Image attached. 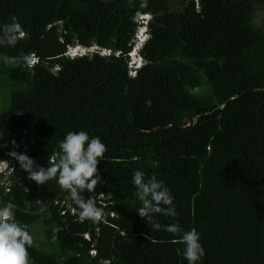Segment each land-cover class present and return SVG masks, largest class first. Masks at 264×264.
<instances>
[{
  "label": "trees",
  "instance_id": "16d2710c",
  "mask_svg": "<svg viewBox=\"0 0 264 264\" xmlns=\"http://www.w3.org/2000/svg\"><path fill=\"white\" fill-rule=\"evenodd\" d=\"M260 1L148 0L141 9L140 0H0V25L15 17L24 33L0 46V82L12 87L0 113V160L25 152L47 167L69 131L99 137L107 149L97 165L104 183L83 193L107 205L102 223L79 222L55 179L37 185L15 159L9 190L0 175V208L9 205L33 237L28 264H187L176 238L151 231L135 211L136 169L174 197L177 215L157 222L200 233V264H264ZM139 12L152 13L151 35L131 76ZM75 40L113 53L63 56ZM31 53L40 59L29 67ZM39 222L53 252L38 247Z\"/></svg>",
  "mask_w": 264,
  "mask_h": 264
},
{
  "label": "clouds",
  "instance_id": "9594fccd",
  "mask_svg": "<svg viewBox=\"0 0 264 264\" xmlns=\"http://www.w3.org/2000/svg\"><path fill=\"white\" fill-rule=\"evenodd\" d=\"M141 9L148 7V0H140ZM151 12H139L136 15L137 27L131 40L129 57V74L135 76L145 63L141 50L147 43L151 33ZM24 35L22 25L15 17L10 23L0 25V46H14ZM94 53L111 55L113 50L98 43L85 45L78 40L66 44L63 56L77 58L91 56ZM119 53V52H118ZM117 53V54H118ZM39 56L31 53L25 57L29 67L39 63ZM10 61L5 58V63ZM57 69V68H55ZM12 145L18 147L13 140ZM7 147L0 143V148ZM58 156L49 162V166H37L35 160L25 152L10 151L8 155L13 157L19 168L27 173V178L37 185L55 179L61 190L66 191L69 199L75 205L73 209L79 222L89 220L94 224L106 222V204L100 206L89 196L85 199L83 193H94L98 183L104 181L98 174L97 165L104 160L106 145L99 137H90L86 131H69L58 145ZM6 158L0 160L1 184L8 189V175L15 168V160ZM8 181V182H7ZM131 183L134 186V196L140 206L135 209L139 217L146 220L151 231H166L174 239L173 243H179L182 247V256L187 264H200L205 250L200 243V233L192 228L184 230L179 223L162 225L155 219L156 215L175 217L177 215L174 197L170 189L155 175L146 177L144 171L136 169L132 173ZM7 206V205H6ZM0 208V264H28L27 248L33 246V237L29 231L18 224L16 215L7 208Z\"/></svg>",
  "mask_w": 264,
  "mask_h": 264
},
{
  "label": "rangeland",
  "instance_id": "374dc122",
  "mask_svg": "<svg viewBox=\"0 0 264 264\" xmlns=\"http://www.w3.org/2000/svg\"><path fill=\"white\" fill-rule=\"evenodd\" d=\"M254 24L257 27H262L263 23H264V1L263 2H259L258 5L256 6V11H255V15L253 18ZM0 94H1V98L3 99V101H0L2 103V105L0 106V113L3 112V110H5L4 108H7L8 106V102L10 100L11 97V91H12V87H11V82L8 81L7 82V77H3L2 82H0ZM3 106V107H2ZM41 224L40 222L38 224H36L35 230H34V236L35 239L37 241L38 247L40 249H42L45 252L54 251V245L52 244V242L50 241H46L45 237H44V233H42L41 231V227L39 228L38 225Z\"/></svg>",
  "mask_w": 264,
  "mask_h": 264
},
{
  "label": "crops",
  "instance_id": "0c3cea01",
  "mask_svg": "<svg viewBox=\"0 0 264 264\" xmlns=\"http://www.w3.org/2000/svg\"><path fill=\"white\" fill-rule=\"evenodd\" d=\"M7 206H9V205H7ZM6 206V207H7ZM5 206H2L1 208H4ZM10 211H11V213L13 212V214H15L14 213V211H13V209L12 208H10V207H7ZM17 222H18V224H19V221L17 220ZM36 227V226H35ZM35 227L33 228V233H34V230H35ZM39 227V226H38ZM40 228V227H39Z\"/></svg>",
  "mask_w": 264,
  "mask_h": 264
}]
</instances>
